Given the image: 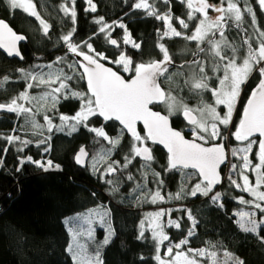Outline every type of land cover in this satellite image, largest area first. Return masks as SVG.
<instances>
[{"label":"snow or ice","instance_id":"6c2138e0","mask_svg":"<svg viewBox=\"0 0 264 264\" xmlns=\"http://www.w3.org/2000/svg\"><path fill=\"white\" fill-rule=\"evenodd\" d=\"M186 4L187 19L175 17L179 22L181 29H189V23L196 21L195 28L191 35L182 30H177L172 23L173 14L171 7L164 13H159L155 7V0L149 3V0H136L132 4L133 10L143 9L148 16H154L156 19L163 20L166 30L160 33L163 37H182L187 41L196 42V50L192 52L193 59L186 61L182 68L188 69L187 72L177 70L171 72L169 66L173 64L172 56L169 54L164 44L159 43L158 47L162 53V59L150 60L149 62H134L132 57L124 51L109 60V57L102 52H97L92 43L87 40L80 43L73 42L76 33V0H64L60 4V11L65 17L70 18L73 27L66 33L62 34L59 41L66 47L63 56H58L51 64H36L32 68L44 69L47 67L48 72L32 71L30 69H17L22 75L20 79L28 82L26 89L21 91L17 96L11 98L8 103H0V111L15 113L17 117L21 115L25 118V124H29L34 130V135H43L38 131L45 126L49 133L55 128L58 132H65L71 136L77 132L81 125L88 131L95 133L96 137H102L109 141L110 148L105 149L103 154L97 153L91 157L92 171L98 172V164L105 162L103 157H111V153L118 149L122 136L110 138L105 132L104 127H89L90 117H102L104 121L115 120L122 125L121 132L127 131L131 134L132 144L130 152L124 156L123 164L120 161L109 160L106 162L104 172L101 173V179L105 174L111 175L117 171L128 169L133 160L141 158L140 168L152 171V175L159 178L160 173L152 169L155 157L152 149L147 146V141L153 144H160L167 150V167L164 171H179L182 174V182L176 193H169L168 200L184 199L187 196L196 197L198 194L210 199L213 205L223 208L221 202L222 192L214 191V188L222 184L221 165L228 167L229 172L227 180L229 184L247 192L253 199H245L244 196L236 197L241 204L251 205L248 211H237L235 215L238 219L235 223L244 233L254 234L261 243H264V236H260L262 226H264V30H261L257 24L256 14L253 7L245 0L244 8L240 7L241 0H219V3H210L209 0H179ZM10 9H22L25 13L35 17L40 24L41 31L45 37H48L49 30L52 27L47 21L41 18L36 11V5L33 0H5ZM127 3V0H125ZM164 3L170 4V0H164ZM226 3V7H225ZM87 7L85 12H96V4L93 0H86ZM261 10H264V0H258ZM211 9L215 15H209ZM199 14V16L197 15ZM247 14L251 17L254 31L248 33L243 28L244 16ZM127 15V13H125ZM231 22V24H230ZM98 25V31L93 36L105 34V39L113 46L119 48L116 39L112 38L110 29L119 27L124 29L123 43L131 44L132 48L140 49L141 45L131 39L126 25L118 21L109 24L104 17H99L94 21ZM235 26L244 32L242 44L237 46L229 40L226 30L230 26ZM159 32V30H158ZM218 34V36H217ZM26 36L17 34L8 23L0 19V49H3L8 56H16L21 60L24 59L18 43L25 41ZM81 44L88 50L85 52ZM240 48H244L245 54L239 55ZM91 53V54H89ZM71 54L82 57V60L67 58ZM201 54H205L201 58ZM101 60L118 65L124 73H130V78L125 79L119 71H114L112 67H106ZM57 63H64L71 71V74L64 71L63 68H55ZM211 73V74H210ZM258 73L259 82L252 90L250 97L244 106L243 113L235 131L231 136L243 146L231 148V156L240 155L242 163H233L228 158L224 141L227 139L223 134V129L233 121V113L236 110L237 102L240 99L241 87L253 76ZM183 77V86L176 83L174 77ZM10 77L5 75L0 78V90L10 82ZM215 79L218 82L217 87H212L210 81ZM84 80L87 84V91H77L71 85V81ZM167 83V90L161 86V82ZM58 87L52 88L53 84ZM45 86L49 90L42 92L39 96L30 95L27 89L39 88ZM177 92L187 88L194 96L199 98L197 104L190 106L184 97L174 95V87ZM210 92L214 103H208L204 100V93ZM73 98L80 102V108L75 115L68 116L60 114V124L54 125L53 119L47 113L43 119L46 125L40 124L36 120L35 112L32 107H26L18 101H37L41 108L45 106L48 110L56 109L61 99ZM163 104L167 110V115L161 114L160 111L153 110V106ZM220 106L224 110L218 111ZM38 111L40 109H37ZM181 114L187 122L188 131L191 138H186L184 133L171 127L169 118ZM137 122H142L146 129L145 135H141L137 129ZM16 128L12 129L15 133ZM259 136L257 141L253 137ZM7 141L9 145L20 142L22 147L16 149L22 152L32 141L22 140L18 135L0 136ZM51 136L37 141V146L47 144L43 150L50 151L49 141ZM209 145V146H206ZM258 145V151L255 157L258 162L253 163L249 154L253 152V146ZM4 153L8 148L3 149ZM88 153L82 146L75 155L77 164L84 165V157ZM25 163L35 164L44 171L59 170L61 166L55 164L51 159L35 160L32 156L18 158V167L20 171ZM4 166V159L0 158V167ZM246 170L255 174V183L250 180ZM239 175L242 183L233 178L234 174ZM145 178L147 171H141ZM193 176L198 181L186 191L184 180L191 179ZM127 180L133 181L135 177L131 172L127 175ZM104 183L112 185L111 192H119L120 185L113 180H104ZM145 184H136L132 192H137L146 186ZM158 185H163V180L157 179ZM211 194V195H210ZM93 196L95 193L92 194ZM146 203L157 204L164 201L165 197L161 195L159 187L153 192L141 193ZM140 202V196L136 197ZM257 210L261 214L257 219ZM172 209H160L155 212L146 213L145 219L140 221V232L137 239H146L144 224L147 222L151 230V239L155 243L156 255L154 259L158 264H201L200 257L208 256L211 258V264H217V253L209 251L207 248L193 249L184 246L189 244V238L196 235L197 219L192 215L191 209H184L191 226L186 230L183 239L173 243L170 237L165 233L161 224V218L170 215ZM64 223L68 225V232L71 241L66 251L71 256L73 264H104L102 255L103 249L108 246L116 236V230L112 225L111 209L98 205L95 208L88 209L84 213H78L75 217L66 218ZM98 224L105 231L104 239L96 241L95 227ZM168 226L181 228L179 219L167 221ZM85 225L87 227H85ZM82 240L84 242H82ZM168 241L164 256L160 254V246ZM89 243L94 245L93 250L89 251ZM215 247V245H212ZM223 264H245V262L236 257L233 253L224 252Z\"/></svg>","mask_w":264,"mask_h":264},{"label":"trees","instance_id":"16d2710c","mask_svg":"<svg viewBox=\"0 0 264 264\" xmlns=\"http://www.w3.org/2000/svg\"><path fill=\"white\" fill-rule=\"evenodd\" d=\"M64 0H33L36 5V11L41 18L47 21L52 27L49 30L48 37H45L41 31L39 21L25 13L22 9H10L5 0H0V18L7 20L11 26L21 34L27 37V43L21 46L23 61L9 59L0 52V78L9 76L10 82L3 90H0V103H8L11 98L17 96L26 89V82L20 79L21 73L17 69H30L32 71H41V69L32 68L36 64H51L56 57L63 56L66 47L59 38L66 34L72 27L70 18L65 17L60 11V4ZM136 0H93L96 4V12H85L87 7L86 0H76V33L74 34L75 43L87 40L92 43L97 52H102L109 57V60L124 51L131 56L134 62H149L150 60L162 59V53L158 47L162 43L167 48L172 60L176 63L171 72L178 69L187 72L188 69L182 68L186 61L193 59L192 52L196 50V42L187 41L182 37H163L160 33L166 30L163 20L156 19L154 16L146 15L145 10H133L132 4ZM210 3H219V0H209ZM153 3V0H149ZM256 14L257 24L261 30H264V10H261L258 0H247ZM245 0H241L240 7L243 9ZM155 7L159 13H164L171 7L173 14V26L179 31L182 30L175 17L187 19L186 4L179 0H170V4L164 3V0H155ZM127 13V15H125ZM199 16V14H197ZM99 17H104L105 21L112 24L118 21L126 25L131 39L141 45L140 49L132 48L131 44L123 43L124 29L115 27L110 29L112 38L116 39L119 48L111 45L105 39V34L93 36L98 31V25L94 23ZM243 28L248 33L254 31L251 17L245 14ZM196 21L189 23V29H183L186 34L191 35ZM159 30V32H158ZM226 35L237 46L242 44L244 32L237 29L234 25L226 30ZM81 48L88 50L81 44ZM242 52L244 48H240ZM205 54H201L203 58ZM69 61L76 59V56L69 54ZM105 64L114 67L117 71L123 73L118 65L111 64L101 60ZM55 68H63L65 72L71 74V71L64 63H57ZM48 70V68L46 67ZM211 74V73H210ZM176 83L183 86V77H174ZM259 82V75L255 73L246 87L241 101V108L246 98L253 88ZM75 89H84L87 91L84 80H75L70 82ZM212 87H215L217 81H210ZM161 85L167 90L169 85L161 82ZM174 87V86H173ZM38 91L33 88L32 92ZM42 92V91H41ZM174 95L185 98L189 104H197L198 99L194 97L187 88L177 92L174 87ZM39 95V94H37ZM205 101H210L212 95L206 92ZM164 105L160 108L163 109ZM80 108V102L76 99H61L56 109L48 110L46 113L57 121L60 114L68 116L74 115ZM163 112V110H162ZM164 113V112H163ZM176 116V115H174ZM173 116V117H174ZM240 116V113H239ZM175 120L177 118L175 117ZM238 120V119H237ZM178 128V122L172 121ZM60 124V123H59ZM89 127H104L105 132L110 138L122 136L117 150L111 153L109 160L124 162V156L130 152L132 138L115 121L105 122L99 116L89 118ZM28 124H25L23 115L17 117L15 113L0 111V136L18 135L22 140H30L27 147L22 152H17L18 147H22L19 141L9 145L6 140L0 138V158L4 159V166L0 167V264H73L71 256L66 251L71 241L68 232V225L64 223L66 218L75 217L78 213H84L88 209L95 208L102 204L111 209L112 225L116 230V236L112 242L106 246L103 251L104 264H157L154 259L156 255L155 243L151 235L145 233L146 239H137L140 232V221L146 208L144 196L141 191L132 192L136 184H145L146 188L154 189L156 186L162 191L165 197L169 193H176L182 182V174L179 171H164L167 167V156L160 148H154L155 160L152 169L160 173L159 178L152 175L151 170L147 171L145 178L141 175V159L137 157L128 169L117 171L111 175H106L101 179V173L93 172L90 164L81 168L76 164L75 155L83 146L90 153V159L93 155L102 154L105 149L111 147L109 142L96 137L95 133L88 131L83 125L71 136L65 132L53 130L47 133V136L40 137L29 133ZM16 128L15 133L12 129ZM51 136L49 141L50 151L44 152L47 144L37 146V141ZM257 141L259 138H255ZM240 146V143L231 137L229 148ZM7 147L5 154L3 149ZM258 151V145L253 146V152L249 158L253 163L257 162L255 153ZM240 155L230 156L233 163L240 164ZM32 156L35 160L51 159L55 164H59V170L44 171L35 164L25 163L20 171H16L18 158ZM108 161V160H107ZM106 161V162H107ZM135 177V180H127L128 173ZM250 175V172L248 173ZM228 176V173H227ZM234 178L239 179V175L234 174ZM113 180L119 183L120 191L111 192L112 185L104 183V180ZM157 179L163 180V185L156 183ZM198 181L193 176L186 182V191ZM222 192L221 202L223 208L213 205L209 198L197 195L196 197L187 196L184 199L169 200L167 204L173 205L171 217L174 220L181 221V228L173 226L168 227L167 231L171 240L177 242L184 238L186 230L191 226L184 209H191L192 215L197 219L196 235L189 238L191 247H207L215 245L214 248L227 250L240 259L245 264H264V243L256 238L254 234L242 232L235 221L238 217L235 215L240 211L242 204L236 197L244 196L249 198V194L229 184L226 179L219 188ZM95 193L93 196L92 194ZM211 195V194H210ZM140 196V202L136 197ZM177 205V206H175ZM178 207V208H177ZM98 237L96 241L103 240L102 228H98ZM260 236H264V226L260 231ZM91 244V243H89ZM92 247L94 245L91 244Z\"/></svg>","mask_w":264,"mask_h":264},{"label":"rangeland","instance_id":"374dc122","mask_svg":"<svg viewBox=\"0 0 264 264\" xmlns=\"http://www.w3.org/2000/svg\"><path fill=\"white\" fill-rule=\"evenodd\" d=\"M227 5H226V3H225V7H226ZM209 15H215V13L211 10V9H209ZM230 24H231V22H230ZM194 28H195V26H194ZM217 36H218V34H217ZM231 41V40H230ZM245 51V50H244ZM89 54H91V53H89ZM245 54V52H242L241 51V49H240V52H239V55L240 56H243ZM78 56V55H77ZM41 71H44V72H48L49 71V69L47 70L46 69V67L44 68V69H42ZM123 71V70H122ZM255 74V73H254ZM253 74V75H254ZM247 83L248 82H246L244 85H242V87H241V95H240V99H239V101L237 102V105H236V110L234 111V113H233V121H232V123L228 126V128H226V129H223V134H224V136L227 138L225 141H224V143L226 144V146L228 147L229 146V144H230V140H231V132H234L235 131V127L239 124V121H240V119H241V115L239 116V113H241L242 111H243V105H242V108H241V100H243V95H244V92H245V90H246V86H247ZM211 85H212V83H210ZM59 85H58V83L57 84H53L51 87L52 88H55V87H58ZM218 86V82H217V84H216V86L215 87H217ZM35 89H38V90H41L42 92H44V91H47V90H49L48 88H46L45 86H41V87H39V88H35ZM74 90H77V91H86V90H84V89H75L74 88ZM37 93H40V91H37ZM206 94V92L204 93V95ZM249 96V95H248ZM248 99V97L246 98V100ZM211 100H213V97H212V99ZM24 101H18V103H23ZM208 102V101H207ZM208 103H210V102H208ZM212 103V102H211ZM214 103V102H213ZM24 104V103H23ZM25 106H26V104H24ZM190 106H195L196 104H189ZM27 107V106H26ZM163 112L165 113V114H167V110H166V108H165V106L163 107ZM224 110V106H220L219 108H218V111H223ZM238 110V111H237ZM171 117H173V116H171ZM238 119V120H237ZM255 139V138H254ZM108 141V140H107ZM109 142V141H108ZM146 143H148V142H146ZM240 143V146H243L242 144H241V142H239ZM228 151H229V153H230V156H231V152H230V148L228 147ZM103 154V153H102ZM101 154V155H102ZM103 159H104V161L105 162H102V163H99L98 164V168L100 169L99 171H100V173H103L104 172V169H105V167H106V161L108 160L109 161V157H103ZM231 160V159H230ZM107 161V162H108ZM134 161V160H133ZM258 162V161H257ZM133 163V162H132ZM88 164H90V166H91V159H89L88 160ZM228 172H229V170H228ZM246 172H247V174L250 172V175H249V177H250V180H251V182L254 184L255 183V174L254 173H252L250 170H246ZM107 174H105L104 175V177L106 176ZM226 177H227V175H226ZM234 178V177H233ZM235 179H237V178H235ZM237 181L238 182H240V183H242V181L240 180V178L239 179H237ZM185 184H187L186 182H184ZM142 185V184H141ZM158 187L156 186L153 190L151 189V191H155L156 189H157ZM149 190L150 189H148V188H146V187H143L140 191H141V193L143 192V193H148L149 192ZM261 190L262 191H264V186H262L261 187ZM161 191V190H160ZM246 194H249V193H247L246 192ZM161 195H163L164 197H165V195L162 193V191H161ZM143 196V195H142ZM246 200L247 199H253L251 196H250V194H249V198H246V197H244ZM169 202V200H168V198H166L165 197V200L164 201H161V202H158L157 204H151V203H146L147 205H149L148 207H146V208H144V212H143V214H144V216H143V218H142V220H144L145 219V214L146 213H151V212H155V211H158V210H160V209H173V205L172 204H167ZM262 203H264V202H262ZM101 206H105V205H102V204H100ZM175 206H177V205H175ZM105 207H107V206H105ZM251 205H247V204H242V208H241V210H243V211H248V210H250L251 209ZM108 208V207H107ZM178 208V207H177ZM257 219H259V217H260V213H259V211L257 210ZM169 219H172V220H174L172 217H171V214L170 215H166V216H164V217H162L161 218V224H162V226H163V228H164V231H165V233L170 237V235H169V232L167 231V228L168 227H170V226H168V224H167V221L169 220ZM85 227H87L86 225H85ZM94 227H95V229H96V231H95V238H97L98 237V235H99V233H98V228H101L98 224H96V225H94ZM174 227V226H173ZM144 229H145V233H149L150 235H151V230L148 228V224H147V222H145V224H144ZM101 233H102V238L104 239V236H105V231H104V229H102V231H101ZM170 239H171V237H170ZM173 243H176L175 241H173V240H171ZM82 242H84L83 240H82ZM178 242V241H177ZM168 244V241H165L164 242V244H162L161 246H160V254H161V256L163 257V258H165V259H169V257H167V256H164V253L166 252V245ZM188 247H191L189 244L187 245V246H184V248H185V250L188 248ZM191 248H193V249H200V248H207L209 251H213V252H216L217 253V264H223V261L226 259L225 257H224V252L225 251H227V250H223V249H217V248H214V247H212V246H207V247H198V248H195V247H191ZM93 250V247L91 246V244H89V251L91 252ZM227 252H229V251H227ZM231 253V252H230ZM235 255V254H234ZM236 257H238L237 255H235ZM199 260L201 261V264H211V258L210 257H208V256H205V257H200L199 258ZM157 264H158V262H157Z\"/></svg>","mask_w":264,"mask_h":264},{"label":"flooded vegetation","instance_id":"af4514ba","mask_svg":"<svg viewBox=\"0 0 264 264\" xmlns=\"http://www.w3.org/2000/svg\"><path fill=\"white\" fill-rule=\"evenodd\" d=\"M22 46V45H21ZM172 69V68H171ZM125 77H126V79H128V78H130V73H122ZM31 82V81H30ZM249 82H250V79L248 80V83H247V85L249 84ZM247 87V86H246ZM87 88V87H86ZM27 91L29 92V94L30 95H34V96H39L42 92H41V90H38V91H40V93H37V91H35V92H32V89H27ZM37 94H39V95H37ZM249 97V96H248ZM242 101V100H241ZM208 102H214V100H211L210 99V101H208ZM246 102H247V100H245V102H244V104H243V106H245L246 105ZM24 104H26V106L27 107H32L33 108V111L35 112V115H36V120L40 123V124H42V125H46V122L44 121V119H43V116H44V114L46 113V106L44 107V108H41L40 107V104H38L37 103V101H32V103L31 104H29V102L28 101H24L23 102ZM189 104V103H188ZM163 106V104L162 105H160V106H154V108L155 109H157V110H160V111H162L160 108ZM37 109H40L39 111L37 110ZM243 109H244V107H243ZM238 111V110H237ZM243 112V111H242ZM242 112L240 113V115L242 116ZM165 114V113H164ZM75 115V114H74ZM167 115V114H166ZM175 117L177 118V120H175ZM171 119H172V121H177L178 122V128L177 129H179L180 131H182V132H184L185 133V135H186V137L187 138H191V136H190V133H189V131H188V127H187V122H186V120L183 118V116L181 115V114H177L176 116H174V117H170ZM60 123V119H59V117H58V120L57 121H53V124L54 125H58ZM29 125V124H28ZM30 126V125H29ZM174 126V125H173ZM175 127V126H174ZM29 128V133H33V129L31 128V126L30 127H28ZM53 130H55V128H53ZM38 131H40V132H42L43 133V135H36V136H40V137H45V136H47V133H48V130H47V127L45 126L43 129H40V130H38ZM125 132V131H124ZM140 133H141V135L143 136V135H145L144 134V131H143V129H142V127L140 126ZM148 142V141H147ZM147 145L148 146H150L151 147V149H152V152H153V149L154 148H157V146H151L150 144H149V142L147 143ZM229 147V146H228ZM158 148H160V147H158ZM86 149V148H85ZM161 149V148H160ZM163 150V149H162ZM87 152H88V150H86ZM164 151V150H163ZM89 153V152H88ZM166 154V153H165ZM153 156H154V152H153ZM166 156H167V154H166ZM89 159H90V153H89ZM88 159V160H89ZM141 159V158H140ZM87 165H88V163H87ZM228 167H225L224 169H223V176H224V181L227 179V177H226V175H227V173H228ZM224 181H223V183H224ZM223 185V184H222ZM221 185V186H222ZM221 186H219L215 191H217V190H219V188L221 187ZM149 205H146V207H148Z\"/></svg>","mask_w":264,"mask_h":264},{"label":"water","instance_id":"95a60500","mask_svg":"<svg viewBox=\"0 0 264 264\" xmlns=\"http://www.w3.org/2000/svg\"><path fill=\"white\" fill-rule=\"evenodd\" d=\"M0 19H2V18H0ZM2 20H4L6 23H8L9 24V26L17 33V34H21V33H18L12 26H11V24L7 21V20H5V19H2ZM22 35H24V34H22ZM25 36V35H24ZM27 43V39L25 40V41H21V42H19L18 43V48H19V50H20V52H21V54H22V56H23V53H22V50H21V45H23V44H26ZM119 45V44H118ZM116 48H117V46H115ZM0 52H2L7 58H9V59H17V60H19V61H23V59L21 60L20 58H18V57H16V56H8L7 54H6V52L3 50V49H0ZM76 60H82V57H80V56H76ZM173 61V60H172ZM101 63H104V62H102L101 61ZM105 66L106 67H112V66H110V65H108V64H105ZM174 66H176V63L173 61V64L172 65H170L169 66V70L171 69V68H173ZM113 68V70L114 71H117L114 67H112ZM120 74L121 75H123L121 72H120ZM124 76V75H123ZM125 77V76H124ZM125 79H126V77H125ZM162 86V85H161ZM86 87H87V84H86ZM163 87V86H162ZM254 89V88H253ZM252 92V91H251ZM250 95H251V93L249 94V97H250ZM248 97V98H249ZM248 100V99H247ZM247 103V102H246ZM160 105H162V104H159V105H156V106H160ZM153 110H155V111H160V110H157V109H155L154 108V106H153ZM2 112H7V111H2ZM161 112V114H164L162 111H160ZM243 113V112H242ZM164 115H166V114H164ZM100 119L101 120H103V118L102 117H100ZM104 121V120H103ZM111 121H115V120H111ZM106 122V121H105ZM107 122H110V121H107ZM116 123H118L119 124V126L122 128V125H120V123L118 122V121H115ZM169 122H170V125H171V127L172 128H174V129H176V130H179V129H177L176 127H174L173 126V123H172V119L171 118H169ZM140 126L142 127V129H143V131H144V134L146 133V129L144 128V126H143V123L142 122H137V124H136V129H137V131L140 133ZM125 133L129 136V137H131V134L130 133H128L126 130H125ZM184 133V132H183ZM141 134V133H140ZM184 135H185V133H184ZM186 136V135H185ZM132 138V137H131ZM187 138V137H186ZM253 138H259V136L257 135V136H255V137H253ZM149 142V144L151 145V146H157V147H160L161 149H163L164 150V152L167 154V150L163 147V145H160V144H153L151 141H148ZM148 146V145H147ZM206 146H209V145H206ZM148 147H150V146H148ZM151 148V147H150ZM225 148H226V151H228V147L226 146V144H225ZM85 151H86V149H85ZM87 152V151H86ZM88 153V152H87ZM89 154V153H88ZM152 154H153V152H152ZM228 158H229V160H230V153H229V151H228ZM84 160H85V164L84 165H80V164H77L79 167H81V168H85L86 166H87V163H88V159H89V155H88V157H84L83 158ZM225 167H227V166H225V165H221V176L223 177V180H222V184H223V181H224V176H223V169L225 168ZM221 184V185H222ZM221 185H218V186H216L215 188H214V191L219 187V186H221Z\"/></svg>","mask_w":264,"mask_h":264}]
</instances>
